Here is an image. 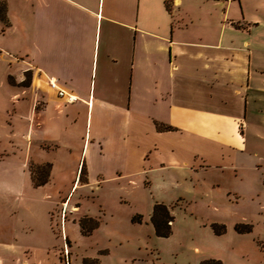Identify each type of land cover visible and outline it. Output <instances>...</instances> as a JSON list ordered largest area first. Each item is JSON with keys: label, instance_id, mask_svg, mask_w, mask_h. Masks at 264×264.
<instances>
[{"label": "crops", "instance_id": "0c3cea01", "mask_svg": "<svg viewBox=\"0 0 264 264\" xmlns=\"http://www.w3.org/2000/svg\"><path fill=\"white\" fill-rule=\"evenodd\" d=\"M3 1L10 24L0 22V38L15 34L13 48L0 47L1 95L17 116L7 123L12 131L23 127L25 170L33 162L52 165L43 186L54 183L58 160L66 159L74 179L67 208L75 188L157 189L197 176L195 190L205 189L209 172L238 174L249 150L264 145V0H22L16 18ZM153 209L131 217L152 228L150 238L158 237ZM136 215L141 223L132 222ZM90 218L99 223L93 234L101 221ZM201 222L195 220L197 232L209 239L227 232L217 235L213 225L224 224ZM52 249L0 243L20 264H71ZM153 249L146 248V264H170ZM208 260L227 264L213 255L192 264Z\"/></svg>", "mask_w": 264, "mask_h": 264}, {"label": "rangeland", "instance_id": "374dc122", "mask_svg": "<svg viewBox=\"0 0 264 264\" xmlns=\"http://www.w3.org/2000/svg\"><path fill=\"white\" fill-rule=\"evenodd\" d=\"M8 2L12 15L15 18L21 15L23 1ZM14 38L15 34L0 38V47L13 48ZM5 69V62L0 60V76ZM30 80V75L26 74L25 83ZM2 89L0 78V243L18 248L36 245L42 249L53 248L62 263L69 260L71 264H99L98 259L104 264H116L124 257H138L140 264H146L145 260L152 257L147 247L154 248V254H158V249L162 261L170 264L175 263L174 258L178 264H192L197 257L209 255L222 257L227 264H264V145L258 150H249V161L238 169L239 175L233 169L225 175L214 172L202 175L206 177L205 189L195 190L197 176L193 182L191 178L179 179L178 185L157 189L75 188L67 208L64 197L71 191L74 180L71 169H67L68 162L58 160L52 185L34 184L30 165L28 170L24 167L23 127L12 131L8 126L7 121H16L17 116L11 100L2 97ZM261 132L264 134V130ZM173 176L176 175L170 174L169 180L176 179ZM218 180L222 188L211 189V183ZM155 201L173 208L176 221L169 238H150V226L131 223L135 214L149 216ZM87 215L101 221L100 228L91 235H83L77 224ZM195 220L202 224H224L227 232L209 239L205 233L198 234ZM236 224L251 225L252 231L239 233L235 230ZM107 249L110 256L101 252ZM18 256L15 252H0V264L3 261L20 264ZM44 256L56 261L53 253H44Z\"/></svg>", "mask_w": 264, "mask_h": 264}, {"label": "trees", "instance_id": "16d2710c", "mask_svg": "<svg viewBox=\"0 0 264 264\" xmlns=\"http://www.w3.org/2000/svg\"><path fill=\"white\" fill-rule=\"evenodd\" d=\"M0 22H3L5 26H9V20L7 17V5L3 1L0 4ZM160 130H171V127L161 125ZM51 164L35 165L30 164V173L32 180L36 186H43L50 181L51 175ZM86 171H82L81 180H86ZM175 221V215L173 213V208L165 204H156L153 209L151 216V223L155 229L156 236L160 238H168L172 235L173 229L172 225ZM133 223H141L142 216L136 215L132 218ZM80 226L84 235H90L98 226L99 223L90 217H84L80 221ZM213 229L217 235H222L226 232V228L223 225L214 224ZM236 231L239 233H248L252 231L251 225H237ZM202 264H222L218 260H208L204 261Z\"/></svg>", "mask_w": 264, "mask_h": 264}, {"label": "built area", "instance_id": "2783aa9c", "mask_svg": "<svg viewBox=\"0 0 264 264\" xmlns=\"http://www.w3.org/2000/svg\"><path fill=\"white\" fill-rule=\"evenodd\" d=\"M52 86H53L54 88H58V87L56 86V84H54V83H52ZM59 95H60L61 97H66L67 101H69V102H75V101L77 100L76 97L71 96V95H68V94H67L65 91H63V90H59Z\"/></svg>", "mask_w": 264, "mask_h": 264}]
</instances>
